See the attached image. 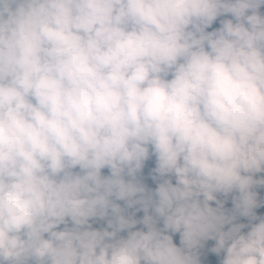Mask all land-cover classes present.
Here are the masks:
<instances>
[{"label": "clouds", "instance_id": "obj_1", "mask_svg": "<svg viewBox=\"0 0 264 264\" xmlns=\"http://www.w3.org/2000/svg\"><path fill=\"white\" fill-rule=\"evenodd\" d=\"M0 264H264V0H0Z\"/></svg>", "mask_w": 264, "mask_h": 264}, {"label": "rangeland", "instance_id": "obj_2", "mask_svg": "<svg viewBox=\"0 0 264 264\" xmlns=\"http://www.w3.org/2000/svg\"><path fill=\"white\" fill-rule=\"evenodd\" d=\"M106 171V170H105Z\"/></svg>", "mask_w": 264, "mask_h": 264}]
</instances>
